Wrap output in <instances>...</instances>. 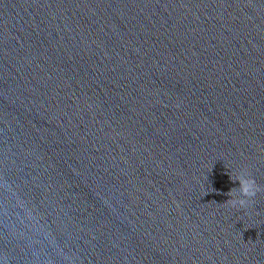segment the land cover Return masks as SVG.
<instances>
[{"label": "water", "instance_id": "95a60500", "mask_svg": "<svg viewBox=\"0 0 264 264\" xmlns=\"http://www.w3.org/2000/svg\"><path fill=\"white\" fill-rule=\"evenodd\" d=\"M0 264H264V0H0Z\"/></svg>", "mask_w": 264, "mask_h": 264}, {"label": "clouds", "instance_id": "9594fccd", "mask_svg": "<svg viewBox=\"0 0 264 264\" xmlns=\"http://www.w3.org/2000/svg\"><path fill=\"white\" fill-rule=\"evenodd\" d=\"M243 193H244V194H252V193L250 192V190H249L248 187H245V188L243 189Z\"/></svg>", "mask_w": 264, "mask_h": 264}]
</instances>
